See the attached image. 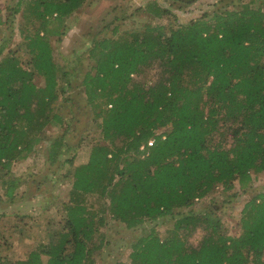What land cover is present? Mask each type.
Returning <instances> with one entry per match:
<instances>
[{"label": "trees", "instance_id": "1", "mask_svg": "<svg viewBox=\"0 0 264 264\" xmlns=\"http://www.w3.org/2000/svg\"><path fill=\"white\" fill-rule=\"evenodd\" d=\"M85 1L16 0L0 9L4 196L13 199L18 186L5 179L11 164L27 160L51 127L58 136L45 163L59 165L52 180L69 183L67 198L54 203L60 229L43 218L35 233L42 237L26 258L0 257V264H96L108 220L130 231L172 221L163 236L154 227L139 236L128 264H264V193L243 205L237 236L227 235L216 205L194 209L217 190L235 197L236 187L246 191L264 173V0H218L187 23L171 9L199 0L150 3L137 10L160 19L157 25L124 33L115 26L110 37L93 39L92 65L80 83L91 114L89 144L76 163L66 139L74 116L61 113L71 73L55 61L51 38L64 36ZM17 15L22 22L14 29ZM14 30L25 61L19 49L7 51ZM200 228L199 243L186 244L185 232Z\"/></svg>", "mask_w": 264, "mask_h": 264}, {"label": "rangeland", "instance_id": "2", "mask_svg": "<svg viewBox=\"0 0 264 264\" xmlns=\"http://www.w3.org/2000/svg\"><path fill=\"white\" fill-rule=\"evenodd\" d=\"M218 0H199L183 11H171L177 16L178 22L187 23L197 19L205 12L213 10V4ZM150 3H156L161 7H170V0H86L84 6L79 9L65 23L64 36H53L51 45L55 61L71 73L70 83L72 89L66 96L68 101L61 103V113L64 117L73 115L72 125L67 133V142L75 145L76 149L69 151V156L76 154L75 162L86 159L89 140L84 138L86 124L89 123L91 114L89 106L83 97V88L80 85L82 77L91 68L92 62L87 60V48L95 38L110 37L115 26L121 33L126 31L142 30L144 25H157L160 19L154 18L147 13L139 12L138 8H145ZM16 0H0V9L12 7ZM171 8V7H170ZM119 18L117 22L113 19ZM22 22L21 15H17L14 21V29ZM8 36V32L6 34ZM19 32L13 31L11 44L7 51L19 49ZM60 39V40H59ZM59 40V41H58ZM23 48L17 52L25 61ZM6 53V52H5ZM2 53L0 55H3ZM35 84L42 85L43 79L36 76ZM70 113V114H69ZM57 133L51 127L45 130L39 137L40 143L25 161L12 163L9 176L5 179H18L15 197L9 200L4 196L0 179V257L16 261L25 259L36 237L37 225H43V221H52L50 224L54 230L60 229V215L55 211L54 203L67 198L69 183L66 179L52 180V173L58 168V163H45V154L49 144L54 140ZM58 136V135H57ZM5 171L0 175L4 174ZM60 175L63 171L59 170ZM251 187L242 191L236 187V196L228 198L220 190L211 195L206 201H198L194 207L196 212L210 204L216 205L218 213L229 236L239 234V218L243 205L258 193H264V173L253 176ZM230 195V194H229ZM46 209V214H42ZM172 226L171 220H158L146 223L136 230H127L122 224L108 220L102 230L106 234L108 244L105 248L95 253L96 264H128L130 245L142 234L154 227L163 236L164 229ZM50 228V226H46ZM185 240L188 245H197L205 234L203 229L185 232ZM36 236V237H35Z\"/></svg>", "mask_w": 264, "mask_h": 264}, {"label": "built area", "instance_id": "3", "mask_svg": "<svg viewBox=\"0 0 264 264\" xmlns=\"http://www.w3.org/2000/svg\"><path fill=\"white\" fill-rule=\"evenodd\" d=\"M151 145H152V141H149V142H148V146H151Z\"/></svg>", "mask_w": 264, "mask_h": 264}]
</instances>
